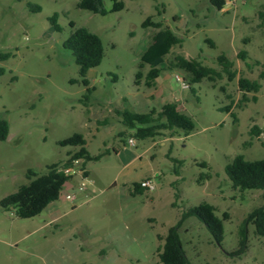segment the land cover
Segmentation results:
<instances>
[{
	"label": "rangeland",
	"instance_id": "rangeland-1",
	"mask_svg": "<svg viewBox=\"0 0 264 264\" xmlns=\"http://www.w3.org/2000/svg\"><path fill=\"white\" fill-rule=\"evenodd\" d=\"M80 1L0 0V56L10 54L0 58V116L10 124L8 139L0 141V202L29 183V170L43 175L48 166L70 159L79 148L59 142L76 133L84 135L92 155H102L80 168L84 171L65 185L60 199L34 218L21 219L0 205V264H161L159 237L202 203L229 219L222 246L196 217L184 222L179 233L191 264H264V239L252 224L247 249L233 255L245 219L264 207V190L234 189L225 172L238 155L264 159V0H236L224 11L210 0H119L125 4L119 12L105 1V16L78 8ZM55 13L61 32L49 24ZM149 17L183 39L166 57L167 66L182 55L220 70L217 58L225 54L237 78L204 79L194 84V95L176 79L185 72L165 69L155 87H147L144 78L138 85L141 58L157 31L143 27ZM71 22L97 34L105 49L101 65L87 76L95 88L89 101L87 87L71 83L80 79L79 66L63 47L74 31ZM242 50L251 67L238 59ZM141 71L145 75L149 67ZM240 77L258 80L262 88L244 95ZM168 103L192 119L190 135L178 130L174 136L137 139L116 114H144ZM227 106L236 122L221 110ZM253 127L261 130L259 136L251 134ZM204 162L208 168L200 165ZM208 173L211 179L200 182ZM147 178L155 180L156 190L133 194L134 184ZM68 193L76 198L68 200Z\"/></svg>",
	"mask_w": 264,
	"mask_h": 264
},
{
	"label": "trees",
	"instance_id": "trees-1",
	"mask_svg": "<svg viewBox=\"0 0 264 264\" xmlns=\"http://www.w3.org/2000/svg\"><path fill=\"white\" fill-rule=\"evenodd\" d=\"M105 1L114 3L113 12H119L125 7L124 2L119 0H81L78 8L105 16L108 14L105 8ZM210 4L218 10H223L227 5V0H210ZM28 8L34 12L41 11V7L35 4H28ZM260 18L264 23V12L262 11L260 12ZM58 19L59 14L55 13L50 17L49 24L55 31L61 32L62 27ZM71 27L74 31L68 40L64 42L63 47L70 51L75 59L79 66L80 76V79L71 80V83L83 84L87 87L88 94L84 98L89 101V95L95 88H90V81L87 76L91 69L101 65L105 58V49L101 38L97 34L85 27L76 28L74 22H71ZM143 27H152L157 31L141 58L140 69L143 70L145 67H149V71L145 75L141 70L137 73L138 85L141 84L140 81L144 78L147 87H155L156 80L161 77L165 69H178L185 72L186 76H183V78L189 84L188 89L194 95L196 94L194 84L200 83L204 79L215 83L222 80L225 76L230 82L237 78V71L234 69L235 64L225 54L217 58L220 70L204 65L198 58L188 59L182 55L176 56L167 66L166 57L171 53L173 47L183 44V39L170 27L165 26L163 22H155L152 17L144 21ZM209 42L214 46L212 41ZM9 57L10 54L0 56L2 60H6ZM237 57L245 61L248 67H251L246 50L240 51ZM256 63L261 64L260 62ZM262 65L264 67V63ZM260 76L264 79V70ZM238 85L244 95L247 93H258L262 88V84L258 80H250L245 77L238 79ZM254 100H256L255 97ZM243 101H247L246 96L241 102ZM221 110L230 113L234 117V121H237L236 114L232 112V106L224 107ZM116 114L121 118L124 126L135 131L134 137L141 140L160 137L165 135V133L174 136L178 130L183 131L188 136L195 129L192 119L184 114L176 103L165 104L160 110L154 108L144 114L129 110H118ZM251 134L259 136L261 130L258 127H253ZM9 135V121L0 116V141H6ZM123 135L121 133V136ZM59 145L63 147H78L79 150L67 161L48 166L46 174L41 175L29 170L27 173L29 183L21 186L16 193L2 199L0 205L3 210H14L16 216L21 219H30L40 215L50 204L60 199L65 185L73 178V176L66 175L64 169L72 167L73 161L77 159H83L81 168L84 169L88 162L99 160L102 157V155L94 156L86 149L87 141L84 135L79 133L60 141ZM200 165L208 168V164L205 162ZM225 172L234 189L242 192L246 190H264V159L247 161L243 155H238L226 165ZM177 174L179 175V173ZM209 179H211V175L208 173L200 176L199 181L202 182ZM144 191L145 189L141 188L139 183L134 184L133 194H142ZM176 198L177 200L180 199L178 192L176 193ZM216 212V207L209 203H202L198 207L184 211L180 220L168 230L166 236L159 237V240L164 242L157 251L160 263L191 264L179 233L184 222L191 217L199 219L212 235L214 242L222 246L225 235L224 221L229 219V215L225 213L223 218H220ZM250 224L255 226L256 235L264 239V207L254 209L245 219L240 229V247L233 255H241L247 249L248 226Z\"/></svg>",
	"mask_w": 264,
	"mask_h": 264
},
{
	"label": "built area",
	"instance_id": "built-area-1",
	"mask_svg": "<svg viewBox=\"0 0 264 264\" xmlns=\"http://www.w3.org/2000/svg\"><path fill=\"white\" fill-rule=\"evenodd\" d=\"M244 1V0H243ZM228 4H235L236 3V0H228L227 1ZM176 79L178 82L181 83L182 85V88L186 89V88H189V84L184 80L183 76H181L180 74H176ZM129 144L131 146H134V140L131 138L129 140ZM83 163V159H77V160H74L73 161V165L72 167L70 168H67V169H64V172L66 175L68 176H74L75 174H82L81 172L84 171V170H79L81 168V164ZM140 187L145 189V191H148V192H153L156 190V183H155V180L153 178H147L143 181H141L140 183ZM84 188V184H82L80 186V190H83ZM66 198L68 200H73L76 198V196L74 194H70L68 193L66 195Z\"/></svg>",
	"mask_w": 264,
	"mask_h": 264
},
{
	"label": "crops",
	"instance_id": "crops-1",
	"mask_svg": "<svg viewBox=\"0 0 264 264\" xmlns=\"http://www.w3.org/2000/svg\"><path fill=\"white\" fill-rule=\"evenodd\" d=\"M225 10V8L223 9V11ZM162 76V75H161ZM165 78H170V75H165ZM148 113V112H147Z\"/></svg>",
	"mask_w": 264,
	"mask_h": 264
}]
</instances>
